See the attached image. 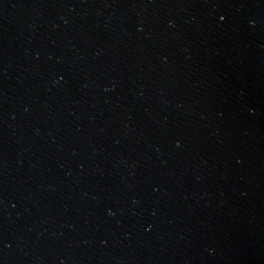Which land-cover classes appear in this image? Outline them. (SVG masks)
<instances>
[{
	"label": "water",
	"instance_id": "water-1",
	"mask_svg": "<svg viewBox=\"0 0 264 264\" xmlns=\"http://www.w3.org/2000/svg\"><path fill=\"white\" fill-rule=\"evenodd\" d=\"M0 264H264V0H0Z\"/></svg>",
	"mask_w": 264,
	"mask_h": 264
}]
</instances>
